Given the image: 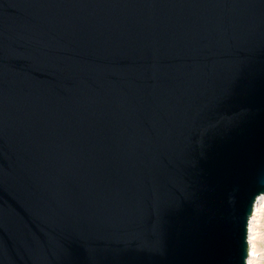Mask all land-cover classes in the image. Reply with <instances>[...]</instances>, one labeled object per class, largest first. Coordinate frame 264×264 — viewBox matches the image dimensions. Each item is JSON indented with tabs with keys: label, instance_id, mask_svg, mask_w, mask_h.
<instances>
[{
	"label": "water",
	"instance_id": "obj_1",
	"mask_svg": "<svg viewBox=\"0 0 264 264\" xmlns=\"http://www.w3.org/2000/svg\"><path fill=\"white\" fill-rule=\"evenodd\" d=\"M264 195V0H0V264H246Z\"/></svg>",
	"mask_w": 264,
	"mask_h": 264
},
{
	"label": "bare ground",
	"instance_id": "obj_2",
	"mask_svg": "<svg viewBox=\"0 0 264 264\" xmlns=\"http://www.w3.org/2000/svg\"><path fill=\"white\" fill-rule=\"evenodd\" d=\"M264 195L260 196L253 207V213L250 216L247 228L248 257L246 264H260L262 254L259 253V239L264 230Z\"/></svg>",
	"mask_w": 264,
	"mask_h": 264
},
{
	"label": "rangeland",
	"instance_id": "obj_3",
	"mask_svg": "<svg viewBox=\"0 0 264 264\" xmlns=\"http://www.w3.org/2000/svg\"><path fill=\"white\" fill-rule=\"evenodd\" d=\"M263 222H264V215H263ZM258 248H259V253L262 254L263 257L260 264H264V230L261 233V238L259 239Z\"/></svg>",
	"mask_w": 264,
	"mask_h": 264
}]
</instances>
